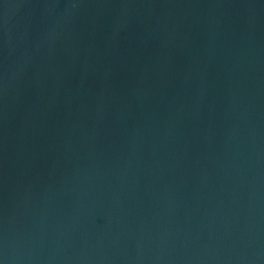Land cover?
<instances>
[{
	"label": "water",
	"instance_id": "obj_1",
	"mask_svg": "<svg viewBox=\"0 0 264 264\" xmlns=\"http://www.w3.org/2000/svg\"><path fill=\"white\" fill-rule=\"evenodd\" d=\"M0 264H264V0H0Z\"/></svg>",
	"mask_w": 264,
	"mask_h": 264
}]
</instances>
